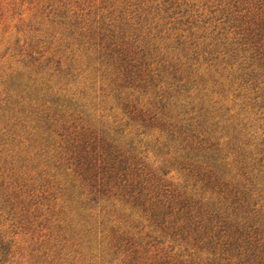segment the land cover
Returning a JSON list of instances; mask_svg holds the SVG:
<instances>
[{"label":"rangeland","instance_id":"rangeland-1","mask_svg":"<svg viewBox=\"0 0 264 264\" xmlns=\"http://www.w3.org/2000/svg\"><path fill=\"white\" fill-rule=\"evenodd\" d=\"M102 4L0 0V264H206L189 243L154 232L137 214L119 221L130 240L109 253L104 250L111 237L107 229L89 237L80 231L79 215L68 200L69 170L58 157L67 133L80 145L88 138L97 149L115 151L125 159L124 166L150 181L182 187L187 179L172 151L159 142L157 129L128 120L123 98L132 93L129 98L142 106L153 102V84L158 91L172 92L174 74H187L190 51L181 52L174 38L139 32V52L145 54V78L139 84H147V91H132L101 56L89 30L107 13ZM213 75L200 59L189 80L183 79L189 100L213 105L225 125L239 124L238 100L232 90L220 92ZM56 111L67 117L64 122L56 116L54 128L50 117ZM247 118L249 134L245 129L241 135L260 142L264 118ZM226 131L221 140L223 153L229 154L234 139L243 138L236 129Z\"/></svg>","mask_w":264,"mask_h":264},{"label":"trees","instance_id":"trees-1","mask_svg":"<svg viewBox=\"0 0 264 264\" xmlns=\"http://www.w3.org/2000/svg\"><path fill=\"white\" fill-rule=\"evenodd\" d=\"M101 8L107 13L89 30L101 56L128 84L123 85L138 94L147 91V84H139L145 78L139 32L174 38L181 52L190 51L185 55L187 81L201 59L214 72L220 92L233 91L243 117L239 124H223L224 115L213 105L189 100L185 76L177 73L172 92L151 86L154 98L147 105L129 98L132 93L124 96L128 120L156 128L159 142L183 168L182 187L139 176L115 151L97 149L88 138L80 145L67 133L58 157L69 170L68 200L79 215L80 231L89 237L107 229L111 237L104 250L109 253L130 240L119 221L137 214L154 232L189 243L206 264H264V136L253 143L241 135L248 115L264 118V0H103ZM57 111L50 117L54 128L56 116L62 121L66 116ZM227 129L238 130L243 139L234 137L224 154L221 139Z\"/></svg>","mask_w":264,"mask_h":264}]
</instances>
